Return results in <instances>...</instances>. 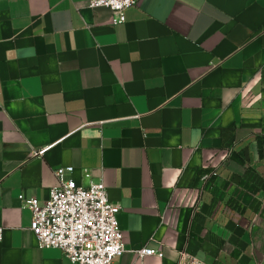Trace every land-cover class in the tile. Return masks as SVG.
I'll use <instances>...</instances> for the list:
<instances>
[{"label":"crops","instance_id":"1","mask_svg":"<svg viewBox=\"0 0 264 264\" xmlns=\"http://www.w3.org/2000/svg\"><path fill=\"white\" fill-rule=\"evenodd\" d=\"M57 166L120 206L114 264H264V0H0V264H70L18 199Z\"/></svg>","mask_w":264,"mask_h":264},{"label":"built area","instance_id":"2","mask_svg":"<svg viewBox=\"0 0 264 264\" xmlns=\"http://www.w3.org/2000/svg\"><path fill=\"white\" fill-rule=\"evenodd\" d=\"M138 0H88L89 8H106L113 23L124 20V12ZM43 151L35 152L40 155ZM72 166H57L53 174L57 184L50 188L48 198L40 203L35 197L18 196L22 206L31 212L30 231L38 248L58 249L70 264H114L125 251L123 235L118 228L120 206L110 202L103 182L78 185L72 178ZM213 173H204L202 182ZM83 176L89 177L87 170ZM3 228L0 227V242ZM140 258L162 254L142 247ZM176 264H206L183 251Z\"/></svg>","mask_w":264,"mask_h":264}]
</instances>
